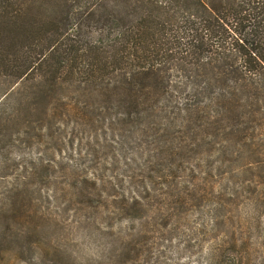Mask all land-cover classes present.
I'll return each mask as SVG.
<instances>
[{
	"label": "rangeland",
	"instance_id": "obj_1",
	"mask_svg": "<svg viewBox=\"0 0 264 264\" xmlns=\"http://www.w3.org/2000/svg\"><path fill=\"white\" fill-rule=\"evenodd\" d=\"M115 84L43 100L0 77V264H112L128 242L138 264H264V83L190 127L128 119L104 102Z\"/></svg>",
	"mask_w": 264,
	"mask_h": 264
},
{
	"label": "trees",
	"instance_id": "obj_2",
	"mask_svg": "<svg viewBox=\"0 0 264 264\" xmlns=\"http://www.w3.org/2000/svg\"><path fill=\"white\" fill-rule=\"evenodd\" d=\"M32 76L43 100L73 80L116 82L101 93L128 119L180 116L190 127L196 116L224 115L219 103L239 85L262 89L264 0H0V77ZM173 82L193 83L175 88L180 96ZM253 104L242 106L251 113ZM131 244L112 264L133 253L132 264L143 260Z\"/></svg>",
	"mask_w": 264,
	"mask_h": 264
}]
</instances>
